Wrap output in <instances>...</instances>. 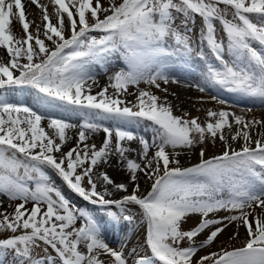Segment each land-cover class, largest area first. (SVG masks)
Masks as SVG:
<instances>
[{"label":"snow or ice","instance_id":"obj_1","mask_svg":"<svg viewBox=\"0 0 264 264\" xmlns=\"http://www.w3.org/2000/svg\"><path fill=\"white\" fill-rule=\"evenodd\" d=\"M30 3L42 13L43 35L54 48L40 38L39 24L35 35L29 31L35 21L27 20L22 0H0V48L9 57L0 62V90L29 89L37 106L75 113L83 122L77 146L65 153L67 130L75 125L51 118L46 131L41 114L0 93V196L21 201L12 213L0 211V233H10L0 238V264H264V119L208 109L202 123L185 118L187 113L174 115L171 104L149 90H138L135 102L121 98L141 82L157 89L160 82L179 83L168 64L191 66L195 55L202 63L194 85L200 92L215 88L264 106V0H108L107 7L101 0H49L51 13L41 0ZM196 17L202 20L199 51L189 26ZM13 20L23 39L13 35ZM117 52L126 69L112 73L109 85L92 94L93 67H106ZM211 99L226 103L216 95ZM142 123L150 140L132 130ZM254 129H261L256 139ZM99 131L105 134L102 145H89L87 133ZM209 139L223 142L221 154L205 158L201 148L199 163L180 165L177 149ZM129 142H138V159L128 157ZM114 156L129 173L130 193L128 184L94 172ZM45 167L96 210L73 207ZM139 173L152 181L146 194L140 192ZM107 186L128 194L108 199ZM128 206H137L146 224L143 255L125 251L126 237L117 248L104 238L106 224L122 218L134 226ZM221 211L229 215L217 216ZM194 215L199 221L183 230ZM231 224L246 228L243 247L197 257ZM185 240L189 245L181 247Z\"/></svg>","mask_w":264,"mask_h":264},{"label":"rangeland","instance_id":"obj_2","mask_svg":"<svg viewBox=\"0 0 264 264\" xmlns=\"http://www.w3.org/2000/svg\"><path fill=\"white\" fill-rule=\"evenodd\" d=\"M101 2L104 4L105 7L108 6V0H101ZM41 3L48 5V9L49 12H52V5L49 3V0H41ZM26 18L28 21H35V23L30 24V28L29 31L32 32L34 35L36 34V25L39 24L40 25V38L41 39H45V43L47 44V46L51 49L54 48V45L50 42L47 41L46 38L43 35L44 29H43V24H42V13L40 12V10L35 6L32 5L29 10L26 11ZM101 18H103V16H101ZM229 19H231V15L229 14L228 16ZM52 22L56 23V19L54 16H52ZM177 23H179V21H177ZM65 24H68L67 21V17L65 16ZM190 27H193V47L194 49H196L197 51L200 50V48L197 47V45L199 44V36H200V30L202 27V20L199 17H196L195 21H194V25L190 24ZM216 27L218 29L217 31V36L218 38L223 37V33L222 31H220V25L219 22H216ZM11 31L13 33L14 36H16L17 38L23 39L24 38V33L22 30V27L19 23L18 20H13L12 24H11ZM66 35H70V33L66 32ZM91 35H99L98 33H91ZM226 42V41H225ZM32 43L34 44V41H32ZM205 51L206 48L204 49ZM2 51V52H1ZM3 55V56H2ZM0 56L3 57L4 62H7V60L9 59V57L7 56L6 50L3 48H0ZM193 59V64L190 65H186L183 63H169L168 64V68L172 71V72H183V71H188L191 74H193L198 80L201 76V72H200V68L202 67V63L199 60V58H197L195 55H193L192 57ZM24 60H22L21 62L23 63ZM3 62V61H2ZM121 68H125L126 69V64L123 61V59L120 56V53H114L110 62L108 63V65L104 68H101V66L96 65L93 67V71L98 72V74H104V75H108L109 73H114L115 71L120 70ZM100 72V73H99ZM18 75V73H16ZM110 76V75H109ZM109 85V79L107 76V86ZM143 89V90H149L152 91L154 94H156L157 96H159L161 98V102H164L165 99L168 103L171 104L172 108H173V114L177 115V116H184L185 113H187V117L188 119H191L193 117H198L200 122H204L207 117H206V110L211 109V110H216L218 107H212V105H210L209 103L204 102L202 99L204 98V96L208 95V96H212V94H210L208 91L205 92H200L195 86L192 87V92L190 93L189 96L182 98V97H177L175 95H170L168 94V92H164L162 91V89H164V85L163 82H160V89L155 88V86H149L143 82H141L138 85H132L129 86L128 88V92L132 93V95H127L125 97H123L122 99L126 100V101H131V102H135V97L136 95H138V90ZM31 90L29 89H25V90H20L17 89L15 92L13 91H4V90H0V93H2L3 95L7 96L8 99L11 102H20L23 104H26L30 107H32L35 104L34 100L32 99V96L29 95V92ZM221 99V98H220ZM39 107V106H38ZM41 109H43L44 111H50V112H58L60 113V115L66 116L69 115L71 112H65L62 110H57V109H51V108H43L40 107ZM75 115V117H77L78 115L73 113ZM79 118V117H78ZM81 122L80 124L83 122L82 118H80ZM144 123H150V122H144ZM135 128H141V131H146L147 128L144 127V124L142 123L139 126H133ZM255 130V131H254ZM253 130V139L258 138L256 133L259 131H261V129H254ZM225 132H227V129H225ZM96 136V137H95ZM94 137L97 143V148H99L102 145V142L105 138V135L102 139H99L98 136L94 133ZM229 142L232 143L233 148L235 149H239L240 144L237 142H233L230 140L229 138ZM242 143V141H241ZM99 146V147H98ZM70 146L68 145L67 148H69ZM139 147V144H138ZM204 148L205 150V158H210L214 155H219L222 153V151L224 150V144L223 142L217 140L215 142H213L211 139H209L205 144H198L195 147L191 148V149H177V151L180 153V155L177 157L180 160V165L182 167H190L196 163H199L200 161V156H199V152L200 149ZM63 152H67V150H62ZM169 151H171V149H169ZM45 172L49 175L51 181L54 183V185L61 191L62 195H64V197L70 202V204L73 207L76 208H87L89 210H96V206L91 205L88 201L83 200L82 197H80L77 193L73 192L67 185V183L65 181H63V179L52 169L45 167L44 168ZM78 172L81 171V169H77ZM139 185H140V192L142 194H146L147 191L150 190L151 187V183L152 181L147 179L142 173H139ZM95 179V177H94ZM84 186L87 187V180L85 179V181L83 182ZM99 185V182H98ZM133 185L129 188V193L132 190ZM128 194V193H123V192H115L112 194V196H107L106 198L108 199H120L122 198L123 195ZM21 201L19 200H14V201H10L6 196H0V211L3 212H7V213H12L15 209V206L20 203ZM32 203L29 202L26 207L28 209H31L32 207ZM131 209V212L135 215V219H136V223L134 224V226L130 229L129 225L127 224V222H124L123 219L121 218V222L119 224H115V223H109L108 224V231L109 232H117L118 235H116V237L120 238L119 244L121 242L122 239H124L125 237L127 238V244L125 246V251L129 252L131 250H136L138 251L141 255H143L145 252H148V249L146 248V246L144 245V240H145V233H146V224L143 223L141 221V217H140V213H139V209L137 206H128ZM114 211L119 212V209L113 208ZM257 211H259V209H257ZM235 214V213H232ZM229 215V213L221 211L219 213H217V216H226ZM105 220L107 219V217H104ZM200 217L199 216H191L187 219L186 222L182 223V229L183 230H189L190 228L194 227L196 225V223L199 221ZM77 227H79V222L76 225ZM239 233L238 236H235V233ZM10 235V233H0V238H2L5 235ZM111 234V233H110ZM206 234H202L199 235L198 237L195 238V242L197 244H199L204 238H205ZM246 241V228L241 226L239 228H237V226L235 224H231L229 225L219 236L218 238L214 241V243L209 246V247H205L200 249V251L197 254V257L208 254L210 252L213 251H218L221 248H226V249H233V248H239V247H243L244 243ZM118 245L116 246H112L111 244H109L110 247L113 248H117ZM183 245V246H182ZM182 247H187L189 245V242L187 240H185L184 242H182ZM49 253H51L52 255H55L54 252H52V250L49 248ZM41 255H43V253H41Z\"/></svg>","mask_w":264,"mask_h":264},{"label":"bare ground","instance_id":"obj_3","mask_svg":"<svg viewBox=\"0 0 264 264\" xmlns=\"http://www.w3.org/2000/svg\"><path fill=\"white\" fill-rule=\"evenodd\" d=\"M22 2L25 4V10L26 11L29 10V8L32 6V4L30 3V0H22ZM3 59L4 58L0 56V62H2V61L4 62ZM93 74H94L96 83L92 84L91 81H89L88 83L92 84L91 91H92V94H95L98 91H100L102 88L107 87V76L109 77V75H111V73H109L108 75L107 74L101 75V74H98V72L93 71ZM172 75L175 78H177L180 82L176 83V84L169 83L167 85H165L163 83L164 89L165 88L167 89L168 94L175 95L179 98L180 97L185 98V97L189 96L190 93L192 92V87H194V85L198 79L188 71H183V72L176 71V72H172ZM112 92H113V90L111 88H109V94H111ZM208 92L210 94L216 95L218 98H221V99L226 101V103L220 104L216 100L211 99V96H208V95L204 96V98L202 100L204 102L212 105V107H218L216 110L223 109V110H226L229 112H234L236 115L243 116L245 119H252V118L264 119V106H261L258 101L254 103L251 100L243 99V98L236 96L232 93H229L226 91H220V90L215 89V88L208 90ZM125 96H127V95L125 94L121 98H123ZM32 105H33L32 108L44 117V119H42L41 123H42V126L45 128L46 131H50L47 128V125H48L49 119H51V118L62 119L68 123L75 125V127H72V128L67 130L68 140L62 146V150L68 151L69 149L75 148L77 146V144H78V133L81 130L79 127L80 122H81V120H80L81 117H79V116L75 117V115L73 113H70L69 115L63 116V115H60V113H58L57 111L52 113V112L47 111V110L44 111L43 109H41L37 105H34V104H32ZM247 109H251V111H247ZM140 129L141 128L133 127L132 130L134 131V133L136 135L145 136L146 138H148L150 140L151 136H152L151 131L148 129L146 131H141ZM233 131H235V127L233 128ZM94 133L98 136L99 139H102L105 135L103 133V131L94 132ZM94 133H87V135H88L87 143L89 145L95 144L97 146V143L95 140L96 136L94 137ZM57 142H59L58 139H57ZM68 145L70 146L69 148H67ZM80 146H81V148L83 147V145H80ZM125 147H128L129 149H131L127 153L129 158L138 159V156H137V151L139 150L138 142L126 143ZM55 155L59 158L61 153H55ZM94 172L95 173L106 172L114 182L128 184V189L132 186V184L129 183V173L127 172V170L124 167H122V165L120 163H118V158L115 156L110 159L108 164H101L100 166L96 167L94 169ZM94 177H95V175H94ZM104 187H105L104 185L99 184L98 190L103 192ZM107 187L109 188V191L111 192V195H109V196H112L113 193L118 192V191L112 189L111 186H107ZM103 219H105V218H103ZM116 235H118L117 232H109L108 231V224H106L105 228H104V238H105L106 242L111 244L112 246L118 245L120 238L116 237Z\"/></svg>","mask_w":264,"mask_h":264},{"label":"trees","instance_id":"obj_4","mask_svg":"<svg viewBox=\"0 0 264 264\" xmlns=\"http://www.w3.org/2000/svg\"><path fill=\"white\" fill-rule=\"evenodd\" d=\"M23 62H26V61H23ZM8 235H9V234H8ZM181 245H182V244H181ZM182 246H183V245H182ZM182 246H181V247H182Z\"/></svg>","mask_w":264,"mask_h":264}]
</instances>
